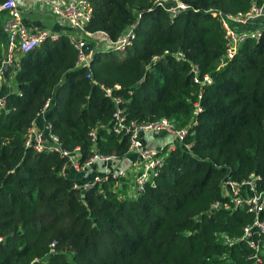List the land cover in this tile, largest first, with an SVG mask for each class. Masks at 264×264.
Segmentation results:
<instances>
[{
  "label": "trees",
  "instance_id": "1",
  "mask_svg": "<svg viewBox=\"0 0 264 264\" xmlns=\"http://www.w3.org/2000/svg\"><path fill=\"white\" fill-rule=\"evenodd\" d=\"M152 1L88 0L87 30L112 42L142 14L126 56L95 52L92 81L76 67L65 34L19 58L16 91L0 109V264H257L245 242L227 245L223 237H242L254 215L209 210L229 177L260 175L264 192V30L223 66L224 31L206 11L246 12L251 0H183L199 12L175 20L151 9ZM192 65L201 81L209 76L212 83H196ZM101 86L123 100L128 121L166 118L187 130L154 186L134 199L113 191L112 183L103 193L95 187L83 194L69 170L64 174L65 159L25 148L28 129L51 99L46 120L64 148H80L86 160L90 134L100 129V152L126 158L130 136L109 132L116 106Z\"/></svg>",
  "mask_w": 264,
  "mask_h": 264
},
{
  "label": "built area",
  "instance_id": "2",
  "mask_svg": "<svg viewBox=\"0 0 264 264\" xmlns=\"http://www.w3.org/2000/svg\"><path fill=\"white\" fill-rule=\"evenodd\" d=\"M35 2L41 6L48 7L52 14L64 24L70 33L71 42L77 52L76 67L88 70L86 78L93 80V61L95 52L100 48L104 51L124 52L133 47L137 39V24L141 20L142 14H137L136 22L128 27L126 33L116 42L109 40L103 32L91 33L87 27L92 19V8L88 0H5L0 5V10L8 14L4 24V29L9 36L8 56L5 63L10 65L16 72L18 60L37 48L46 41H56L59 36L45 29L28 28L22 22V4ZM164 10L171 20H175L181 14L199 10L185 3L183 0H153L151 9ZM206 13L217 18L224 31L225 61L234 59L248 42L258 43L264 30V0H251L249 9L246 12L227 13L218 10H209ZM96 36L99 38L96 39ZM106 41V45H103ZM177 59H184L182 53L177 54ZM194 81L201 85H209L212 80L205 76L201 81L199 78L200 69L197 65H192ZM4 79L3 69L0 70V92ZM105 96L111 98L115 103L116 110L113 115L114 125L109 128V132L115 131L119 134L125 133L130 136V145L127 156L137 157L135 164L130 168H119L115 162L120 158L115 155H105L98 148L100 140V129H95L90 134L93 145L91 155L84 161L80 148L69 151L61 143L59 137L52 131L50 123L46 129L41 130L36 127V120L42 118L46 120L47 112L52 106V100L48 99L26 133L25 148L33 150L35 153L57 154L66 160L64 174L68 176L67 170L79 175L87 176L90 172L96 174L83 183L74 181L73 188L81 193H86L95 187H99L103 193L105 183H112L111 189L115 192H126L130 199L137 198L144 192L147 184L154 186V177L158 175L159 169L164 166L166 157L179 146L183 145L187 135V130H178L168 119L163 118L154 123L138 124L128 121L120 105L123 100L113 95L114 90L101 86ZM115 89H120L115 86ZM6 104L5 98L0 97V109ZM197 112H201L199 104H196ZM47 121V120H46ZM48 122V121H47ZM143 133H159L167 138L165 151L147 148L141 139ZM171 138V141L168 139ZM186 149L190 146L184 145ZM260 175L251 173L246 179L236 181L232 178L224 180L221 186L222 199L215 202L209 213L223 210L233 213L243 209L254 215V221L244 228V235L240 238H229L223 234L224 242L227 245L245 242L254 252V259L257 264H264V192L259 191ZM3 241L0 238V242Z\"/></svg>",
  "mask_w": 264,
  "mask_h": 264
},
{
  "label": "crops",
  "instance_id": "3",
  "mask_svg": "<svg viewBox=\"0 0 264 264\" xmlns=\"http://www.w3.org/2000/svg\"><path fill=\"white\" fill-rule=\"evenodd\" d=\"M22 22L28 28H39L45 29L51 33H54L58 36L68 35L70 31L68 28L62 24L58 18H56L51 10L48 7L41 6L35 2H30L27 4H22ZM8 18V14L0 10V61L3 64L7 60L8 49H9V36L4 29V24ZM99 36H96V39ZM103 45H106V41H103ZM15 70L10 68L8 79H3L2 89L0 92V97L6 98L7 95L16 91L14 84ZM48 126V122L42 118L36 120V127L38 129L44 130ZM166 136L159 133H143L141 134V139L144 143V146L151 149L165 151ZM171 141V138L168 139ZM125 159V160H124ZM137 157L135 156H126V158L120 159L115 162L114 166L119 168L128 169L132 164H135ZM96 174L95 171L90 172L87 176L76 174L72 171H69V176L77 182L83 183L85 180L91 179Z\"/></svg>",
  "mask_w": 264,
  "mask_h": 264
},
{
  "label": "water",
  "instance_id": "4",
  "mask_svg": "<svg viewBox=\"0 0 264 264\" xmlns=\"http://www.w3.org/2000/svg\"><path fill=\"white\" fill-rule=\"evenodd\" d=\"M10 65L8 63L3 64L4 79L7 80L9 76Z\"/></svg>",
  "mask_w": 264,
  "mask_h": 264
},
{
  "label": "rangeland",
  "instance_id": "5",
  "mask_svg": "<svg viewBox=\"0 0 264 264\" xmlns=\"http://www.w3.org/2000/svg\"><path fill=\"white\" fill-rule=\"evenodd\" d=\"M111 52V51H110ZM127 51H124V52H112V53H119L120 56L123 58L124 56H126L128 54V52L126 53Z\"/></svg>",
  "mask_w": 264,
  "mask_h": 264
}]
</instances>
